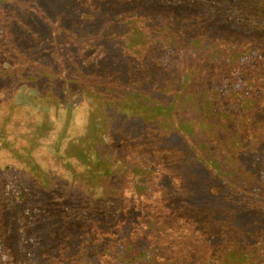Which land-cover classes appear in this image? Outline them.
Instances as JSON below:
<instances>
[{"label":"rangeland","instance_id":"374dc122","mask_svg":"<svg viewBox=\"0 0 264 264\" xmlns=\"http://www.w3.org/2000/svg\"><path fill=\"white\" fill-rule=\"evenodd\" d=\"M114 250L264 264V0H0V264Z\"/></svg>","mask_w":264,"mask_h":264},{"label":"trees","instance_id":"16d2710c","mask_svg":"<svg viewBox=\"0 0 264 264\" xmlns=\"http://www.w3.org/2000/svg\"><path fill=\"white\" fill-rule=\"evenodd\" d=\"M188 84L189 85L191 84L190 79H188ZM123 89L124 90H128V91H125V92H127L131 96L132 95L135 96V98L137 97V99H139V100L144 98V96H145L143 93L139 94L137 91L133 90L132 88H127V87L124 86ZM145 97H147V96H145ZM148 99H150V98H148ZM156 105H158V104H156ZM143 252H144V250H142L140 253L133 254L132 256H127V254H122L121 252H119V250L118 251L114 250L113 252L110 253V255H111L110 257L112 258L114 264H129L130 262L134 263L137 260L139 262H151L152 261V256L151 255H146Z\"/></svg>","mask_w":264,"mask_h":264}]
</instances>
